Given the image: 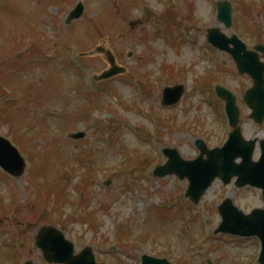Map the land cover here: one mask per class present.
I'll return each mask as SVG.
<instances>
[{
    "label": "rangeland",
    "instance_id": "374dc122",
    "mask_svg": "<svg viewBox=\"0 0 264 264\" xmlns=\"http://www.w3.org/2000/svg\"><path fill=\"white\" fill-rule=\"evenodd\" d=\"M59 1L0 0V79L9 88L5 89L6 93L0 96V100H6L9 96L21 100L8 104L3 109L0 116V136L11 140L10 126L19 129L25 124L34 125L35 113L44 114L42 109L36 108L37 104L47 105L54 110L48 113L49 116H54V119L48 118L50 127L43 122L39 125L45 135L27 142L25 151L20 150L26 162V154L30 152L31 155L24 176L11 182L4 175L0 176V214L6 215H0V224L4 221L1 226L11 230L0 228V245L6 244V233L13 232L26 245L25 248L22 244L21 251L24 256L21 258L28 259L33 264H47L33 246V239L39 226L49 224L61 230L65 238L73 243L74 253L84 247H90L97 264H138V257L142 253L166 257L171 264H206V260H210V264H257L259 246L255 247L253 240L242 243L240 240L225 238L226 240L212 243L211 239L201 244L198 237L201 236L203 228L200 223L198 225V221L192 224L196 219L191 221L193 215H198V218L204 213L203 215L207 216L203 217L207 222L204 230H214L219 218L208 215L210 213L212 216L218 203L230 197L238 208L247 213L253 208L262 207L255 191L237 190L232 185L223 186L215 181L197 206L190 205L184 199L191 206L188 211L179 215V221L173 219V215L172 219L168 217L169 222L165 223L158 220L160 218L157 214L155 217L158 219L154 218L153 211L157 210L151 208H169L174 202L177 205L180 198L176 194L181 191L180 194L183 195L186 182L172 176L161 179L151 177V166L164 162L161 153L160 161L157 148H154L149 156H144V159L148 160V163H145L148 167L144 172L148 179L144 177V180H137L133 191H123L116 175L128 171L126 161L129 157L139 158L140 163L144 152L148 154L150 150L148 145L138 142L135 130L130 131L129 123L141 126L144 132L157 138L158 141L151 140L152 147H176L186 159L197 155L193 142L198 137L203 138L209 147L225 140L228 128L226 124L216 121L217 113L213 107L215 103L210 101L208 95L203 99V95L193 89L198 73L202 77L205 75L204 78L207 79V72L210 71L212 75L214 70L215 83L234 93L241 112V130L245 138L264 137V126L259 128L249 121V111L241 102L244 91L251 85L250 79L236 73L226 54L214 55L206 45L202 49L206 29L216 26L226 35L236 33L248 47L258 42L264 44V7L259 4V0H256V4L255 0H226L233 6L231 30L224 29L215 19V3L218 0H181L184 4L181 7L182 16L190 14L191 22L184 27L188 41L180 32L182 43L178 47L175 43L176 48L168 46L162 39L153 41L148 28V24H154L153 21L159 24L158 20L162 21L166 16L163 14L165 5L162 0H63L62 4L58 3ZM169 1L176 8L180 7V0ZM51 2L58 5L50 8L48 13ZM76 3L84 6L81 18L74 20L69 30L64 26L63 33L59 34L50 24L54 22L56 26H63L66 14ZM150 10H154L158 16L150 15L151 20L142 19L146 12L150 14ZM170 17L173 22L178 20L177 9L171 11ZM136 20L142 25L129 28V22ZM40 23L43 35L41 39L46 44L36 42L35 47L30 41L26 42L29 53L21 57L27 67L15 64L10 58H14V43L18 38H27L29 31L33 36H37ZM160 33L171 36L178 31L174 27L165 26ZM97 47L111 51L116 64L125 67L126 73L99 84L98 87H108V92L101 97L91 98L90 88L87 97L93 100L94 104H87L83 102L85 96L82 99L76 95L79 83L75 79L70 62L68 69L64 59L70 54L69 57L76 62L71 63L84 72L87 83L93 84L95 82H92L91 77L108 68L101 50L97 51ZM42 53L47 54L46 59L51 63L47 64L42 58L40 65H37L34 60ZM55 53L57 55H54ZM79 58H82L81 61ZM3 60L9 65L4 64ZM16 61L19 62L17 58ZM162 67L176 72L174 75H167ZM179 70L183 72V81L186 80L184 97L175 107V111L181 114L178 122L182 129H164L160 131L159 136L154 127L150 128L149 116L154 109L153 105L159 107L158 99L162 85L153 84L159 77H164L169 82L172 81L171 83L177 82ZM146 82L151 86L147 88ZM83 89L81 84V90ZM140 94L143 95V100L140 99ZM114 95H117L118 102L113 101ZM25 100L28 101L27 105L23 103ZM187 101L191 104L187 105L188 110L184 111ZM85 106L90 109L89 115L77 118L76 113L72 120V112H77L80 108L82 110ZM58 116H61V119L58 120ZM186 118H189L188 122ZM95 123L106 129L104 135L96 132ZM25 127L22 133L29 132ZM49 130L56 136H51ZM76 131L84 132L85 138L74 141L68 137ZM106 139L110 140V145L106 144ZM44 145L46 147H43ZM42 155H45V158ZM79 155L93 158L98 164L104 165L101 171L95 173L94 179L89 180L92 186L86 188L85 192L73 183L76 180L60 172H67ZM120 158H126V161L120 163ZM131 169L133 167L129 168ZM29 170L30 176L27 174ZM133 177L137 178L135 175ZM108 179H113L114 184L110 189H105L104 182ZM43 181L52 182L47 186L42 184ZM59 186L65 191V195L57 201L53 195L57 194ZM80 190L83 192L82 198ZM87 210L90 212L89 216ZM89 217H92V221ZM149 219L150 222H147ZM92 222L99 226L94 227ZM120 224L133 232L131 234L135 241L136 237L146 241L137 244V241L135 243L130 240L117 244L116 232ZM216 237L212 235V238ZM16 243L18 245V241ZM110 246L114 247L113 252L108 250ZM125 252H128V255ZM19 260L18 249L12 252L0 248V264H17Z\"/></svg>",
    "mask_w": 264,
    "mask_h": 264
},
{
    "label": "water",
    "instance_id": "95a60500",
    "mask_svg": "<svg viewBox=\"0 0 264 264\" xmlns=\"http://www.w3.org/2000/svg\"><path fill=\"white\" fill-rule=\"evenodd\" d=\"M82 7L78 5L70 14L69 20L80 16ZM218 20L223 22L226 27L230 26V6L226 2L217 4ZM210 41L221 49H226L233 57L239 73H248L253 80V87L246 91L244 102L252 110L250 118L256 122H261L264 116V81L262 73L264 64H260L257 56L254 53H249L244 50V45L240 44L235 36L230 39L225 38L218 29L209 30ZM228 43L234 45L233 49H228ZM256 49L263 50V47ZM243 51V54L241 53ZM108 61L113 65V59L107 53ZM119 70L112 66V69L103 75L104 78L118 72ZM183 88L176 86L166 88L163 92V104L176 102ZM216 94L225 102V110L233 127V132L230 134L228 141L221 149L208 151L201 141H196V146L200 151L199 157L192 162L182 161L175 150H164V154L169 157L165 166L157 167L154 170L156 176H164L170 173H176L180 178L187 177L190 180V187L187 194L193 202H196L202 193V186L212 175L216 174L223 176L225 172L234 171L235 166L232 161L236 156L244 158L242 166L248 162L251 147L253 142H244L240 136L238 127V110L235 106L234 97L223 88L217 87ZM74 138L82 137V134H76ZM264 152V145H263ZM206 159H203V155ZM0 166L13 176H20L23 173L24 161L19 156L17 151L3 138L0 137ZM228 168V169H226ZM209 173V175H206ZM204 175V176H203ZM258 176L264 181V156L258 163ZM234 214L238 220L232 221L229 218ZM222 215L224 223L219 230L241 235L257 234L263 242V250L261 252L259 262L264 264V212L256 215L257 221L251 223L248 218L237 215L234 210L225 206ZM35 244L41 249L43 258L47 262H58L65 264H95L93 255L89 248H85L77 256H73V246L71 243L64 240L62 234L52 227H41L35 238ZM26 264H31L27 262ZM142 264H166L165 260L154 259L147 256H142Z\"/></svg>",
    "mask_w": 264,
    "mask_h": 264
}]
</instances>
